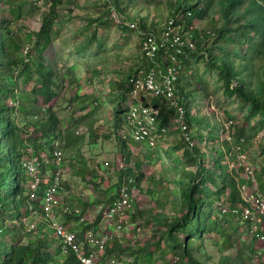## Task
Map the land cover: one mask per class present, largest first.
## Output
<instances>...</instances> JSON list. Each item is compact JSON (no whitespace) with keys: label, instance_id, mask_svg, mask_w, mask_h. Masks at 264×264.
Returning a JSON list of instances; mask_svg holds the SVG:
<instances>
[{"label":"trees","instance_id":"trees-1","mask_svg":"<svg viewBox=\"0 0 264 264\" xmlns=\"http://www.w3.org/2000/svg\"><path fill=\"white\" fill-rule=\"evenodd\" d=\"M129 2L131 1L111 0L110 4L125 20L134 22L135 28L113 21L109 17L107 4L100 2L99 17L86 22L80 31L85 35V40L78 42L60 40V26L68 20L65 17L70 16V11L65 15L60 13L62 0H42L41 5H34L29 0H0V264H80L74 252H62L55 235L37 227L32 231L35 235L31 237V233L24 230V221L29 215V201L28 176L23 161L31 154L38 155L40 150H47L49 153L60 138L64 139L63 147L70 143L67 136L69 120L65 119L68 123L65 124L56 111L67 80L62 69L47 64L45 51L58 39L62 46L71 42L75 46V53L68 51L67 56L75 61L67 70L72 75L70 81L75 80L71 72L75 65L94 54L88 50L90 44L94 43L96 50L102 47L101 39L95 35L98 26L94 24L105 25L104 14L115 22L121 33L137 31L141 37L142 31L157 28L161 21H150L148 13L134 16ZM244 2L245 7L240 9ZM47 4L48 9L41 13V20L35 31L23 32L16 27L17 20L21 17L31 15L36 10L40 12ZM168 4L171 8L168 18L182 23V29L189 30L194 39V48L186 50L177 58L180 65L177 90L182 97L188 130L194 141L190 146L180 134L170 147V153H175L173 164L181 168V177L175 181L179 185L180 199L174 205L166 203L172 214L162 212L161 205L165 202H156L155 195L152 196V201L157 211L152 212V206L140 209L135 202V212L124 218L135 222L140 217L145 225L153 224L159 230L153 243L146 242L134 248L123 245L117 239L108 241L101 255V264H104V257L107 260L110 255L116 256L121 251H129L133 256L131 264H140V259H146L150 264L155 257H161L167 264L164 259L167 253L173 256L169 264H206L199 255L206 234L215 237L213 242L220 251L216 264H251L256 254L263 257L264 264V250L258 253L261 247L259 245L264 242L255 243V239L242 241L238 232V219L221 212L222 207L242 202L239 184L244 180L238 177L235 168L229 166L227 155L234 145H240L244 150L245 136L248 138L250 133L264 127V0H168ZM216 4L219 5L220 16L209 18L212 35L208 45L203 43V38L210 35L191 27L194 19L205 20ZM5 11L11 18L4 15ZM219 22L221 24L218 25ZM91 25L92 29H89ZM23 42L28 45L24 56L20 51ZM228 45H232L230 50L227 49ZM191 59L204 60L206 69L218 73L224 95L229 99L238 98L245 104L244 122L232 134L230 132L229 138L224 122L213 121L209 125L213 132L209 131L208 134L192 120L196 115L190 109L191 99L187 90L190 83L187 81V86L182 83L183 74L188 71ZM160 64L163 67L161 62ZM150 67L155 68L157 65L142 58L136 71L129 69L125 79L117 81V90L112 89L118 93L112 116L113 131L125 122V114L131 104L158 109L155 118V135L158 139L175 117L174 108L161 97H151L142 91L135 97L132 96L133 85L129 79L137 76L140 70ZM86 116L87 114H83L79 117ZM196 121L199 122L198 119ZM202 140L211 142V155L200 149L199 142ZM117 141L121 151L125 146L124 139L117 136ZM263 145L264 143L261 147L264 148ZM124 160H128L127 154L124 155ZM234 161L237 166L235 159ZM193 163L196 164V169L189 170ZM125 173L134 176L133 185L139 189L145 178L141 166L135 169L127 166ZM263 173L264 168L260 174ZM120 176L119 172L117 187ZM42 186L44 185L38 189V195ZM260 189L264 190L263 183ZM111 199L112 196L109 201ZM33 204L37 206L38 202ZM100 217L97 215L91 225L97 224ZM91 225H86L77 234L78 237L81 238ZM23 237H27L26 243L22 242ZM228 248H233L234 251H223ZM155 251L158 254L154 257Z\"/></svg>","mask_w":264,"mask_h":264},{"label":"rangeland","instance_id":"rangeland-1","mask_svg":"<svg viewBox=\"0 0 264 264\" xmlns=\"http://www.w3.org/2000/svg\"><path fill=\"white\" fill-rule=\"evenodd\" d=\"M128 1H131L129 2V7H131V13L134 16L139 13L147 12L150 21L156 20L162 22L169 17V12L171 11L168 0ZM171 1L174 2L175 0ZM100 2L101 0H62V4L59 7L60 13L65 15L70 11V16H66L65 18L68 20L60 26V40H76L78 42L85 40V35H82L80 31L89 19L99 17L101 9L98 8V6ZM123 2H126V0H123ZM245 5L246 2H244L240 9H243ZM48 6V4L44 5V7L40 9V12L36 10L31 15L21 17V19L17 20L16 27L23 32L35 31L41 20V13L45 12ZM142 8L148 9L145 10ZM4 15L11 18V15L7 11H5ZM219 16V5L216 4L205 20H193V30L204 31L205 34L210 35L208 38H203L204 44L209 45L211 43L212 29L211 24H209V22H211L209 18L215 19V17ZM107 17V14H104L103 19H105V25L94 24L98 26L95 30V35L102 41L101 49L96 50L95 44H90L88 50L94 52V54L90 55L88 60L84 58L79 61V64L83 67L81 80L70 81L72 75L69 74L68 81L65 82L64 89L61 93L65 100H60L56 107L57 114L61 119L64 120V122H66L65 119L69 120L68 123L70 124V128L68 129L67 136L69 139H72L70 143L68 142V144H66L65 148L63 147L64 139L60 138V140L55 143V146L60 147L63 151V157L66 161L64 178L67 181L72 180L75 182L78 188L77 191L80 195L79 197L83 199L84 202L88 200L91 193L96 196L97 201H102V199L107 196L106 191L117 183L118 170H111L108 167H104L102 170L97 163L107 161L108 166H113L117 161L116 155L119 152V148L115 138L116 131H108L106 136L103 132L97 135L98 138H96V140H93L88 128V116L84 118L79 117L82 115L81 111H83L88 104L85 103L84 107L77 109L70 103V96L80 85L83 86L84 90L89 89L91 91L90 93L95 90L96 94L93 96L96 97V104H93V102L91 103L92 107L89 112V117L92 118L96 116L98 120L101 121L99 123L101 125L110 122L112 124L113 109L118 94L116 91H112V89L117 90V81L124 80L129 69H133V72L136 71V68L142 63L143 58L139 46L141 37L138 35L137 31L121 33L119 28L115 26V22L110 21ZM219 24H221V22H219L218 25ZM92 26L93 25H91L89 29H92ZM57 43H60L59 39L54 41V45L49 47L44 53L47 64L54 68H58L59 65L58 59L55 57L56 53L54 52L59 51L56 48ZM24 44L26 43L23 42V45ZM65 46L66 47L61 50L75 53V46H73L71 42ZM231 48L232 45L227 46L228 50ZM86 53H88L87 50ZM191 60L192 62L188 67V71L183 74L184 80L182 83L186 86L187 81L190 83V85L187 86L191 99L190 109L191 113L196 115L192 120L196 126L201 127L200 129H202L204 133L207 131L209 134V131L213 132V128L209 127L213 121L219 120L218 122H225L231 119L233 122L231 127L232 134L236 127L242 125L244 122L246 114L245 104L238 98L233 97L229 99L224 95L222 80L219 78L218 73L206 69L204 60ZM74 61L75 59H70L66 61L64 66H69ZM67 72L69 73L70 71L67 70ZM201 88H203V91L197 94V91ZM204 94H206V96H204ZM197 119L199 122L196 121ZM74 122H76V126L73 129L71 125ZM101 125L96 127V132L98 130L104 131L105 128ZM74 130L76 131L75 133ZM179 132L178 128H174L171 122L167 130L159 136L160 140H158L155 146L151 147V151L154 154L157 153L156 158H154L155 162H149L147 164L144 173L147 178L141 183L139 189L134 191L136 203L142 204L143 207L148 206V204L154 207L152 201L153 195H155L157 199L156 202H165L170 205H174L180 199L178 194L179 185L175 181L181 177V168L179 165L173 164L174 161H172V158L175 153H170L172 151L170 147L179 138ZM80 134H82L83 137L79 136ZM243 142L246 161L253 167L256 180V184L251 187V190L264 196V190L262 191L260 189L261 183L264 184V173L260 174L264 168V148L261 147L264 143V127H260L257 131L250 133V137L248 138L245 136ZM199 143L200 149L204 151L205 154L211 155L213 153L209 146L211 142L202 140ZM80 145L81 148L78 151L77 149H72L74 146ZM102 149L104 150L103 152ZM41 153L47 154V150H40V154ZM156 163H158V165H155ZM195 169V163L189 166V170ZM81 193L83 195H81ZM213 209H215L214 206ZM97 213L98 212L94 215L96 216ZM26 218H28V216ZM26 218L24 221V230L28 232L26 230V222L28 219ZM35 218L38 219L39 217ZM127 220L129 233H118L119 242L123 245H131L134 248L140 247V245L146 242L153 243L154 236L157 235L159 230L155 229L153 225H145L144 220L140 217L132 223L133 225L129 224L131 219ZM35 221L37 223V220ZM8 224L11 225L10 222H8ZM37 227L41 226L37 225ZM238 232L242 237V241L248 242L250 240L246 226L240 225ZM28 233H31V237L35 235L32 232ZM213 240L215 241L214 236L212 237L206 234L203 248L199 251L200 257L205 260L206 264H216V260H218L220 255L218 246L215 245L216 243L213 242ZM26 241L27 237H23L22 242L26 243ZM259 246L261 247L258 253L260 250H264V246ZM151 247L154 249V246ZM223 251L232 253L234 249L228 248ZM128 252L129 251H121L118 252L116 256L113 255L116 260L115 264H131L133 256ZM157 254L158 253L155 251L154 257ZM164 259L167 261V264H169L173 260V256L167 253ZM262 259L263 257L261 255L256 256L251 264H260ZM105 260L106 257H104V261ZM139 262L140 264H149L146 259H140ZM150 264L166 263L161 257H155L154 261Z\"/></svg>","mask_w":264,"mask_h":264},{"label":"built area","instance_id":"built-area-1","mask_svg":"<svg viewBox=\"0 0 264 264\" xmlns=\"http://www.w3.org/2000/svg\"><path fill=\"white\" fill-rule=\"evenodd\" d=\"M29 1L34 5L42 4V0ZM101 2L107 4L109 17L113 21L131 28L136 27L134 22H128L113 9L110 4L111 0H102ZM139 46L142 57L157 67L140 70L137 76L129 79L133 85L132 96L135 97L139 91H142L148 96L164 99L175 110V117L171 120L174 128L179 129L182 138L188 145H193L194 141L188 130V122L185 117L186 109L177 90L180 72L177 58L186 50L194 48L192 33L189 30H183L182 23L173 18H167L159 22L156 29L150 28V30L142 31ZM27 50V44L21 46L22 56L26 55ZM158 60L163 64V67ZM157 113L158 109L151 106L129 105L125 114V122L118 128V136L124 139L128 135L135 141L145 142L149 147L155 146L158 141V137L155 135ZM232 123L231 119L224 122L228 138ZM226 158L229 166L235 168L238 177L244 181L239 184L242 202L222 207L221 212L229 213L238 219L240 225L246 226L250 239H255V243L264 242V196L251 190V187L256 184L253 167L246 161L245 151L240 145H234ZM123 159L124 155H121L113 166H108L107 161L102 162L104 167L111 170L117 169L121 173L115 194L101 212L100 223L103 225V233L96 236L92 229H88L79 238L76 233L62 224L55 210L57 195L63 189V151L60 147L55 146L47 154H31L26 157L23 161L28 176L29 202L27 210L29 215L26 218L28 219L26 230L32 232L36 229L37 223L32 217L39 216L57 237L63 253L74 252L80 264H101L100 260L105 244L112 239L114 233L125 228L124 217L135 212L134 191L138 188L133 185L134 176L125 173L127 164ZM44 164L50 166L47 180H44L40 174V168ZM41 185L44 186L38 195ZM36 201L38 202L37 206L33 204ZM64 211H68V209L64 208ZM106 226H113V231H105ZM115 261V257L110 255L104 264H115Z\"/></svg>","mask_w":264,"mask_h":264},{"label":"crops","instance_id":"crops-1","mask_svg":"<svg viewBox=\"0 0 264 264\" xmlns=\"http://www.w3.org/2000/svg\"><path fill=\"white\" fill-rule=\"evenodd\" d=\"M145 10H147V9H145ZM146 13L147 12L140 13V15H144ZM65 47L66 46H62L60 43H57L56 48L59 51H57V52L54 51V52L56 53L55 57L58 59V62H59L58 69L63 70V73L65 74V77H66V80L68 81L69 73L67 72V68L70 67L73 64V62L69 66H64L66 64V61H69L71 59L69 56H67V51L61 50ZM82 69H83V67L80 64H77V65H75V67L71 71L72 74L74 75V77L76 78L75 80H81ZM86 86H88V85H86ZM65 91H66V89H65ZM90 92L91 91L89 89L84 90L83 86L80 85L79 88L75 89L74 93H72L69 101H70V103H72V106L77 108V109L84 107L85 103L88 104V106L86 108H84L83 111H81L82 112L81 114L82 115L87 114L88 123H89V126H88L89 132L92 135L93 140H96V138H98V136H97L98 134H102L104 132V135L106 136L107 135L106 133L108 131H113V127H112L111 122L104 124V125H101V124H99L101 121H99L96 116L92 117V118L89 117V112H90L91 107H92L91 103L93 101H96V99H95L96 97L93 96L94 94H96V91L93 90L92 93H90ZM61 100H63V101L65 100L63 95L61 96ZM65 123L67 124V120ZM123 124H121V126ZM99 125H101L102 127L105 128L104 131L98 130L96 132V129H97L96 127H98ZM75 126L76 125H74V123L71 125V127H73V129L75 128ZM93 128H94V130H93ZM75 132L76 131L74 130V133ZM80 135H82V134H80ZM178 135L180 136V132L178 133ZM117 136H118V129L116 130V137H115L116 140H117ZM82 137H83V135H82ZM70 140H72V139H70ZM158 140H160V138ZM124 142H125V146L121 151H120V147L117 143V146L119 148V152L116 155V160H118L121 155L127 154L128 160L125 161L127 166H131L134 169L137 168L138 166H141L142 172L145 173L147 164L149 162L150 163L155 162L154 158H156L157 153L154 154L151 151V147H149L145 142L141 143V142L135 141L131 137H129L128 135L126 136V138H124ZM81 145L80 146H74L72 149H75V150L77 149V151H78L81 148ZM27 150H28V148H27ZM103 151L104 150L102 149V152ZM122 151H123V153H122ZM102 162L103 161H101L100 163H97V165L103 170L104 166H103ZM155 165H158V163H156ZM65 166H66V161L64 160V170H65ZM49 173H50V169H49L48 165H44L40 168V174H41V177L44 178V180H47ZM146 178L147 177L145 176L143 181H145ZM93 180H95V179H93ZM116 189H117V183L115 184V186H113L112 188L110 187V189H108V191H106L107 196L104 199H102V201H97L96 196L91 193L88 200L86 202H84L83 199H81L79 197L80 195L77 191L78 188H77V185L75 184V182L72 180L71 181L65 180L64 174H63V189L57 195V202L55 205V210H56L58 219L69 230L73 231L76 234H80L86 225H89V224L91 225L93 223V221L97 215L101 216L102 210L109 203V197H111L115 194ZM81 195H83V194L81 193ZM137 204H138V208H140V209L141 208L142 209H148L151 207L150 204H148V206H146V207H143L142 204H139V203H137ZM161 207H162V212H164L166 214H172L171 208L166 203H164L163 206L161 205ZM64 208H67L68 211H64ZM152 208H153L152 212L158 210L156 207H152ZM96 212H98V213L95 216L94 214ZM35 217H39V216H33L32 219L37 220V225L41 226L42 230H44L46 232L48 231L49 233L54 235L52 233L53 231L47 226V224L45 223L44 220L41 219V217H39L38 219H36ZM127 219L124 218L125 228L123 227L120 231L114 233L112 235V239L110 241H112L113 239H117V241H118L119 240L118 233H120V232L123 234L129 233L128 224H127L128 220ZM100 220H101V217L99 218L97 224H95L94 226L91 225L88 228V229H92V231L94 232V234L96 236L103 233V230H104L103 225L100 223ZM132 223L133 222L129 221V224L133 225ZM150 225L152 226L153 224L150 223ZM88 229H86V231ZM113 229H114L113 226H106L105 231L111 232V231H113ZM102 263H104V259H103Z\"/></svg>","mask_w":264,"mask_h":264}]
</instances>
